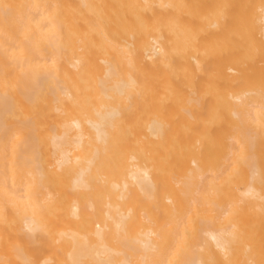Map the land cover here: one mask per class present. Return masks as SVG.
I'll return each instance as SVG.
<instances>
[{
  "label": "bare ground",
  "instance_id": "bare-ground-1",
  "mask_svg": "<svg viewBox=\"0 0 264 264\" xmlns=\"http://www.w3.org/2000/svg\"><path fill=\"white\" fill-rule=\"evenodd\" d=\"M0 264H264V0H0Z\"/></svg>",
  "mask_w": 264,
  "mask_h": 264
}]
</instances>
